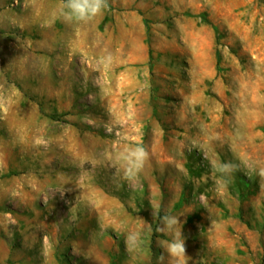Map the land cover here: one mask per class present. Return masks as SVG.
Instances as JSON below:
<instances>
[{
	"label": "rangeland",
	"instance_id": "obj_1",
	"mask_svg": "<svg viewBox=\"0 0 264 264\" xmlns=\"http://www.w3.org/2000/svg\"><path fill=\"white\" fill-rule=\"evenodd\" d=\"M58 4L0 0V264H171L156 207L188 264H264V178L210 167H264V0H108L81 25ZM137 143L130 186L108 156Z\"/></svg>",
	"mask_w": 264,
	"mask_h": 264
},
{
	"label": "clouds",
	"instance_id": "obj_2",
	"mask_svg": "<svg viewBox=\"0 0 264 264\" xmlns=\"http://www.w3.org/2000/svg\"><path fill=\"white\" fill-rule=\"evenodd\" d=\"M107 8L108 0H59L55 18L62 19L65 23L81 25L94 20L103 14ZM113 62L114 56L110 52L97 60V63L105 69L110 68ZM236 135L237 138L241 137L239 132ZM212 139L214 137H209V141ZM47 143L48 141L44 137H37L35 140L36 146L46 147ZM108 158L117 169L119 179L127 182L130 186H134L139 183L140 174L149 160V151L142 143L130 144L122 150L110 153ZM241 164L248 169L249 173H255L264 178V167L257 168L250 159L241 160L239 163L217 159L211 162L210 167L218 189H227L234 173L240 169ZM55 191L62 192V188ZM152 215L159 221L156 231L172 237L171 240L162 241L168 256L171 258V264H188L185 242L181 234L180 216L173 215L171 212L161 214L159 207L152 209ZM137 219L146 223L138 217ZM125 227V224L122 223L121 228L124 229ZM143 237L144 233L141 231H127L125 235L126 249L130 253L138 252L143 245Z\"/></svg>",
	"mask_w": 264,
	"mask_h": 264
}]
</instances>
